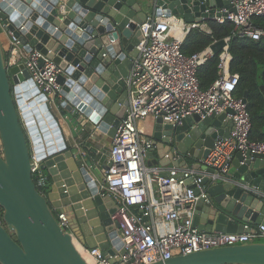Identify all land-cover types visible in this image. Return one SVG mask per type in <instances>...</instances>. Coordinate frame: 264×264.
I'll return each instance as SVG.
<instances>
[{
    "label": "water",
    "instance_id": "1",
    "mask_svg": "<svg viewBox=\"0 0 264 264\" xmlns=\"http://www.w3.org/2000/svg\"><path fill=\"white\" fill-rule=\"evenodd\" d=\"M149 6L156 7V15H179L191 23L229 8V0H0V20L21 45L62 70L57 77L61 91L50 102L25 70L17 76L19 67L7 71L0 41V264H92L80 246L104 254L112 253L114 245L120 248L110 219L117 203L99 193L103 176L94 173L92 160L66 145L59 115L65 119L67 113L75 122L86 119L100 133L114 136L129 107L125 80L138 55L137 25ZM222 45L219 41L213 49ZM224 122L226 114L203 120L193 115L177 126L156 118L146 165L204 169L199 161L216 137H229ZM155 152L159 161L153 160ZM30 153L51 181L45 195L32 179ZM232 168L225 181L203 180L210 202L200 199L195 206L198 231L243 233L250 224L252 233L264 224V198L243 187L264 194V155L236 152ZM181 176L179 171L175 175ZM57 212L66 214L68 231L59 226ZM153 264H264V242L205 249Z\"/></svg>",
    "mask_w": 264,
    "mask_h": 264
},
{
    "label": "built area",
    "instance_id": "2",
    "mask_svg": "<svg viewBox=\"0 0 264 264\" xmlns=\"http://www.w3.org/2000/svg\"><path fill=\"white\" fill-rule=\"evenodd\" d=\"M261 16H264V0H229V8L221 7L213 16L191 23L179 15L155 13L137 25L141 36L136 46L138 55L125 80L129 107L111 138L106 169L99 183V193L117 203L118 209L110 219L121 246H112V253L106 254L97 247L80 246L82 257L92 264H153L205 249L264 240V224L255 226L252 233L250 224L244 225L243 230L248 232L243 233H206L193 227L197 202L200 199L210 202L203 180L208 178L210 184L227 180L236 152L264 155V141L250 139L247 104L234 95L239 76L230 70L231 36L260 40L264 29L255 27L252 21ZM208 20L231 24L230 36L221 40L223 45L218 51L213 49L217 43L214 41L186 55L184 47L192 31L211 35ZM0 30L7 37L4 50L7 71L19 67L17 76L25 70L37 89L53 102L61 91L57 77L62 70L39 51L26 50L2 20ZM213 58H217L218 77L202 90L198 71ZM221 114H226L230 134L228 138L216 137L213 149L199 161L204 169L185 167L166 176L163 167L146 165L153 144L150 136L138 128L139 122L160 117L163 123L177 126L193 115L203 120ZM30 162L35 187L45 195L48 176L34 153H30ZM178 171L182 174L180 178L175 177ZM189 180L192 187L186 184ZM243 187L264 198L255 188ZM56 219L62 229L69 230L65 213L57 212Z\"/></svg>",
    "mask_w": 264,
    "mask_h": 264
},
{
    "label": "trees",
    "instance_id": "3",
    "mask_svg": "<svg viewBox=\"0 0 264 264\" xmlns=\"http://www.w3.org/2000/svg\"><path fill=\"white\" fill-rule=\"evenodd\" d=\"M252 22L255 27L264 29V16L253 18ZM206 23L211 30V35H206L199 30L192 31L185 43L184 52L186 55L195 53L214 41L223 40L230 36L233 30V26L229 23L218 24L212 20H208ZM2 47L5 49L3 43ZM230 52L233 57L231 73L239 76V83L234 95L243 98L246 93L247 112L251 121L250 139L262 142L264 141V96L261 87L264 88V37L254 41L249 38L231 36ZM217 77V58H213L198 71L200 88L207 89ZM50 183L48 177L47 190ZM258 241L264 242V240Z\"/></svg>",
    "mask_w": 264,
    "mask_h": 264
},
{
    "label": "crops",
    "instance_id": "4",
    "mask_svg": "<svg viewBox=\"0 0 264 264\" xmlns=\"http://www.w3.org/2000/svg\"><path fill=\"white\" fill-rule=\"evenodd\" d=\"M145 13H146V17L155 14L156 7L155 6L147 7L145 9ZM0 32L3 38L0 41H2L1 43H3L4 47L6 48L7 37L1 30ZM66 115L67 117H65V119L59 115V123L61 125V129L66 145L68 147H74L81 156L89 157L96 167L94 173L103 176V171L106 169V155L110 149L111 137H109L107 134L100 133L98 130H96V127L90 124L86 119L84 120L81 119L78 120V122L77 121L75 122L74 119H71V116H69L67 113ZM222 127L223 128L229 127V125L227 124V122H224L222 124ZM158 152L160 154L162 153L160 149ZM153 160H157V161L160 160L158 153L156 152L154 153ZM164 170L166 174V173H173V170L175 169L172 166H169L164 168ZM94 177L95 179H97L98 176L94 174ZM254 196L257 197V195Z\"/></svg>",
    "mask_w": 264,
    "mask_h": 264
},
{
    "label": "rangeland",
    "instance_id": "5",
    "mask_svg": "<svg viewBox=\"0 0 264 264\" xmlns=\"http://www.w3.org/2000/svg\"><path fill=\"white\" fill-rule=\"evenodd\" d=\"M0 39L1 40L3 39L1 32H0ZM153 127H154V118H152V117H148L144 121L139 122V124H138V128L142 131V133L144 135H147V136L151 135V133L153 131ZM45 193H46V191H45Z\"/></svg>",
    "mask_w": 264,
    "mask_h": 264
},
{
    "label": "bare ground",
    "instance_id": "6",
    "mask_svg": "<svg viewBox=\"0 0 264 264\" xmlns=\"http://www.w3.org/2000/svg\"><path fill=\"white\" fill-rule=\"evenodd\" d=\"M88 261V260H87ZM89 262V261H88Z\"/></svg>",
    "mask_w": 264,
    "mask_h": 264
}]
</instances>
